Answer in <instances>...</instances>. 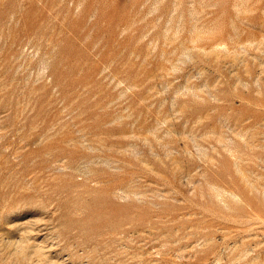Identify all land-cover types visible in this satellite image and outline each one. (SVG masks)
<instances>
[{
    "label": "rangeland",
    "instance_id": "obj_1",
    "mask_svg": "<svg viewBox=\"0 0 264 264\" xmlns=\"http://www.w3.org/2000/svg\"><path fill=\"white\" fill-rule=\"evenodd\" d=\"M0 264H264V0H0Z\"/></svg>",
    "mask_w": 264,
    "mask_h": 264
}]
</instances>
